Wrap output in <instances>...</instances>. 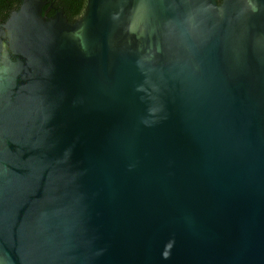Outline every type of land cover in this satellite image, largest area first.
Returning <instances> with one entry per match:
<instances>
[{
    "label": "water",
    "instance_id": "water-1",
    "mask_svg": "<svg viewBox=\"0 0 264 264\" xmlns=\"http://www.w3.org/2000/svg\"><path fill=\"white\" fill-rule=\"evenodd\" d=\"M47 3L0 21V264H264V0Z\"/></svg>",
    "mask_w": 264,
    "mask_h": 264
},
{
    "label": "trees",
    "instance_id": "trees-1",
    "mask_svg": "<svg viewBox=\"0 0 264 264\" xmlns=\"http://www.w3.org/2000/svg\"><path fill=\"white\" fill-rule=\"evenodd\" d=\"M53 5L63 10L69 21L76 20L83 12L86 0H48ZM22 0H0V21H5L10 13L18 9ZM47 4L45 6H47ZM54 9L49 11V15L54 13Z\"/></svg>",
    "mask_w": 264,
    "mask_h": 264
},
{
    "label": "flooded vegetation",
    "instance_id": "flooded-vegetation-1",
    "mask_svg": "<svg viewBox=\"0 0 264 264\" xmlns=\"http://www.w3.org/2000/svg\"><path fill=\"white\" fill-rule=\"evenodd\" d=\"M225 2H226V0H216V3H217L218 6L223 5ZM47 7H49V9H48V11H47V13H46L48 16H52V15H54V14L56 13L57 10H62V9H60V8L55 7V6L53 5V2H52V1H50V3L47 4V6H45V8H47ZM51 9H54L55 11H54L53 14L49 15V11H50ZM62 11H63V10H62ZM83 11H84V10H83ZM63 13H64V12H63ZM66 17H67V16H66ZM74 21H75V20H74Z\"/></svg>",
    "mask_w": 264,
    "mask_h": 264
}]
</instances>
